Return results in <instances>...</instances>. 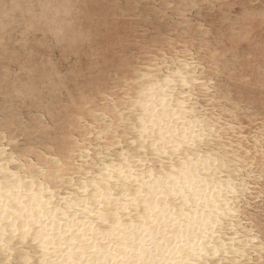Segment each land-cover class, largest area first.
<instances>
[{"label":"rangeland","instance_id":"1","mask_svg":"<svg viewBox=\"0 0 264 264\" xmlns=\"http://www.w3.org/2000/svg\"><path fill=\"white\" fill-rule=\"evenodd\" d=\"M0 264H264V0H0Z\"/></svg>","mask_w":264,"mask_h":264}]
</instances>
